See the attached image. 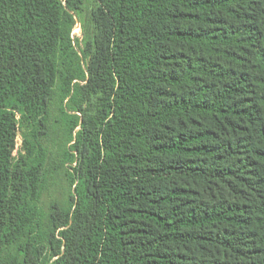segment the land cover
<instances>
[{
    "label": "trees",
    "instance_id": "trees-1",
    "mask_svg": "<svg viewBox=\"0 0 264 264\" xmlns=\"http://www.w3.org/2000/svg\"><path fill=\"white\" fill-rule=\"evenodd\" d=\"M0 264H264V0H0Z\"/></svg>",
    "mask_w": 264,
    "mask_h": 264
},
{
    "label": "rangeland",
    "instance_id": "rangeland-1",
    "mask_svg": "<svg viewBox=\"0 0 264 264\" xmlns=\"http://www.w3.org/2000/svg\"><path fill=\"white\" fill-rule=\"evenodd\" d=\"M76 20L77 24L72 36L75 44L78 45L83 43L87 27L85 20H81L78 17ZM60 119V104L58 100H55L50 114V134L48 141L50 149L48 162L49 181L41 202L42 210L47 219L51 217L56 208H68L71 203V196L74 193L69 177V174L73 172V166L64 164V152L65 150H69L72 144L69 143L68 135ZM20 146L21 138L19 137L17 147Z\"/></svg>",
    "mask_w": 264,
    "mask_h": 264
}]
</instances>
